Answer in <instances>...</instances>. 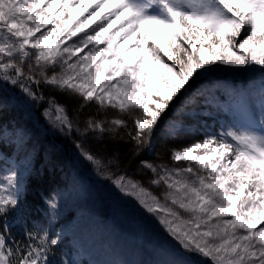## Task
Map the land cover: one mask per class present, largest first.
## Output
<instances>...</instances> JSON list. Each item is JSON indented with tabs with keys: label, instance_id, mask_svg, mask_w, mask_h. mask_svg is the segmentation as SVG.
<instances>
[{
	"label": "snow or ice",
	"instance_id": "1",
	"mask_svg": "<svg viewBox=\"0 0 264 264\" xmlns=\"http://www.w3.org/2000/svg\"><path fill=\"white\" fill-rule=\"evenodd\" d=\"M221 68L264 80V0H0V83L35 103L46 100L42 85L59 90L66 101L48 97L44 109L53 127L130 144L134 156L162 124L170 136L179 130L169 129V112L202 114L200 82ZM73 101L77 117L96 106L75 127ZM76 147L101 169L98 155ZM169 159L175 166L139 161L160 196L123 175L112 183L175 242L183 258L172 264H264V112L258 126L205 132ZM19 179L15 169L0 177V264H56L60 232L32 224L13 235Z\"/></svg>",
	"mask_w": 264,
	"mask_h": 264
},
{
	"label": "rangeland",
	"instance_id": "2",
	"mask_svg": "<svg viewBox=\"0 0 264 264\" xmlns=\"http://www.w3.org/2000/svg\"><path fill=\"white\" fill-rule=\"evenodd\" d=\"M67 16L68 13L65 12L63 18L67 19ZM164 59L167 61L166 57ZM258 81H264L258 72H238L221 68L203 79L200 87L204 95L214 94L210 90L215 88H224L227 95L223 101L215 104V108L221 114L222 121H227L226 128L258 126L261 113L264 112V95ZM4 87L8 88V85L0 83V94L1 91L6 90L4 96L9 95L10 98L5 97L6 103L0 102V108L3 110L0 116V144L6 150L12 147L13 151L12 155H8L5 150L0 149V177L12 169L19 172L20 200L23 195L25 177L34 166L33 149L37 150L42 140L33 138L35 148L27 146L26 143L24 145L25 140L32 137L30 132H33L27 127V118H32V122L37 125L31 100L20 91L13 94ZM241 89L245 91L244 95ZM204 95L200 97L202 99L198 102L196 109L202 113L200 117L203 120L209 114L204 104ZM9 109H13L15 114L9 115ZM18 109L21 116H18ZM191 110L192 106L185 109L186 112ZM43 116L41 117L43 125H41L47 127L49 134H54L52 132H58V135L62 133L63 136L67 134V130L59 131L49 123L44 114ZM188 118L179 113L169 112L165 117L169 129L176 124L179 130L170 136L162 124L157 130V140L162 144L175 142L183 147L195 140L203 139L200 136L202 134L200 127L187 131L189 128L185 124ZM209 118L215 120L214 116ZM204 122L212 130L207 121ZM214 132L217 130L214 129ZM156 142L158 141L153 140V146L146 150L148 156H154L156 151L153 147ZM72 154H74L72 158L74 168L71 169L65 165L64 170L59 171L58 179L50 180L54 183L51 184L55 186V191L46 202L48 204L54 199L57 207L52 210L48 206V219L44 224L49 231L60 232L61 239L64 235L73 234L77 230L76 236L79 239L73 236L72 243H74L75 258L79 264H172L183 258L175 242L171 240L156 218L143 210L133 198L120 193L112 181L109 183L103 181L104 179L97 173V167L83 159L80 151H74ZM47 155L50 160V152ZM54 166L56 169L59 164L54 163ZM180 166H184V162H181ZM163 190L162 187H154L153 193L160 196ZM106 204H109L107 210ZM193 259L196 264H206V261L199 257H193Z\"/></svg>",
	"mask_w": 264,
	"mask_h": 264
},
{
	"label": "trees",
	"instance_id": "3",
	"mask_svg": "<svg viewBox=\"0 0 264 264\" xmlns=\"http://www.w3.org/2000/svg\"><path fill=\"white\" fill-rule=\"evenodd\" d=\"M262 83L264 85V81H262ZM6 85H8L9 89L6 87L4 88L13 94L19 91V89L14 88L10 84ZM41 87L46 100L43 103H35L31 101L34 113L36 115L37 125L32 122V118H27V127L31 128L33 132H30L32 137L25 140L26 142H24V145L26 143L27 146L35 148L34 139L42 141H40V145L37 146V150L33 149L35 153V161L33 162L34 166L25 177L23 195L20 199L19 208L9 218V222L13 225V235L18 238L20 237L21 231L25 227H30L32 224L43 227L47 226L44 224L48 219L49 209L46 201L55 191V186L52 185L54 183L50 180H57L58 175L60 174L59 171H63L65 165L71 169L74 168V162L72 160L74 154H72V152L80 151L76 145L82 144L84 150H90L94 154L98 155L102 161V167L100 170L97 169V173L104 179L103 181L106 183H109L114 178L123 175L130 179L143 182L144 186L151 192H153L154 187L150 186L147 182L151 174L146 169L139 166V161L148 160L153 163L164 162L167 164H172L171 160L169 159L170 150L182 148L181 145L175 142L162 144L161 141L157 140L158 136L155 135L153 140L158 142H156L155 147H153V149L155 148L156 151L154 156H148L146 150L142 151L140 155L134 156L132 154L130 144H99L91 139H81L75 130L71 132L68 131L65 136H63L62 133L61 135H58V132H52L54 134H49L47 127L42 126L43 124L41 118L44 114V109L47 106V98L54 97L58 102L64 103L66 101V96L61 94L59 90L50 88L46 85H42ZM261 87L264 90V86ZM216 90L217 92L214 94L204 95V104L206 105L208 111H211L212 109V101L223 99L220 90L218 88ZM5 93L6 90H3L0 94V102L2 103H6L7 99L10 98L9 95L4 96ZM5 97H7V99ZM201 99L202 98L199 97L198 102ZM67 107L69 114L72 116L74 127L77 123L82 125L83 118L95 112L96 110V106L91 105L82 113H80L79 117H77V115L74 113L75 101L68 103ZM195 107L197 109L198 106L196 105ZM19 112L20 110L18 109V116H21ZM8 113L9 115L15 114L13 109H9ZM107 115L111 118L116 116L117 113L109 112ZM217 115L219 118L222 117L221 114ZM124 118L126 119L127 117ZM204 119L212 127V130L209 128V126L205 125V120L199 116L196 119L188 118L185 124L189 128L187 131L200 127L202 131L200 136L203 137L205 132H214V126L216 129H218L217 132L226 128L225 123L219 119H217L216 124L210 120L208 115ZM43 142L44 144H42ZM0 149L5 150L8 155H12V147H8V150H6L4 146L0 144ZM48 152H50V156L52 157V159L50 157V160L48 159ZM53 162L59 164L56 169ZM55 173L56 176H54ZM109 194L112 195L110 192ZM105 208L107 210L109 208V204H106ZM73 236H76V234H66L61 239V243L57 249V256L55 257L56 264H59V260L62 256L63 258L70 259L73 264H77L74 258V245L72 243Z\"/></svg>",
	"mask_w": 264,
	"mask_h": 264
}]
</instances>
